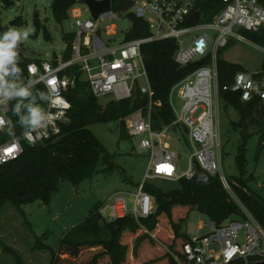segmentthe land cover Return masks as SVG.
I'll list each match as a JSON object with an SVG mask.
<instances>
[{
    "label": "trees",
    "instance_id": "1",
    "mask_svg": "<svg viewBox=\"0 0 264 264\" xmlns=\"http://www.w3.org/2000/svg\"><path fill=\"white\" fill-rule=\"evenodd\" d=\"M53 18L58 24H63L70 18V10L85 0H50ZM99 1V0H98ZM113 4L117 0H111ZM223 0H198L196 10L201 11V23H210L224 8ZM131 22V28L124 36V41L147 38L151 32L148 24L133 14L126 16ZM37 30H40L39 20H36ZM185 26H191L185 24ZM44 37L51 39L45 31ZM243 37L255 45L264 48V30L258 32H243ZM76 33L64 34L66 49L63 60L72 56V44ZM174 39L153 41L141 47L142 59L154 97L151 109V125L156 131H162L175 121L170 104V92L174 85L190 76L197 69L209 64L211 53L204 58L192 62L185 67L179 66L174 60L177 50ZM20 67L23 78L28 77L27 65L32 60L24 57L20 51ZM39 63L40 61H35ZM53 64L57 65L56 60ZM264 70V61L262 70ZM245 71L240 65L225 61L222 50L217 52V75L221 86L219 99L225 107L234 109L239 119L233 122L235 129L240 131V143L236 156V164L240 170V178L230 181L232 191L241 204L253 215L264 229V197L252 194L247 182L243 180L246 164L247 140L254 133H260L264 138V108L257 100L244 103L240 97L222 87L229 85L235 75ZM61 75L74 80L65 93V98L71 104L68 112V122L61 126L59 136L33 146L23 143V152L16 160L0 166V209L10 203L22 212V206L40 201L49 205L53 197L60 192L63 182H70L78 187L86 180L93 179L101 162L108 159V154L101 141L91 132L89 127L94 124L119 122L120 137H130L125 120L133 113L149 109V99L136 88L132 98L111 100L102 105L95 97L88 81L79 65L72 66ZM36 89L47 92L44 85H36ZM10 112L8 119L13 123L17 117ZM159 103V104H156ZM48 103L44 104L47 109ZM18 136L22 129L17 125L14 129ZM5 133L3 140H9ZM1 142V141H0ZM264 144V142H263ZM179 187L162 190L154 184L147 183L144 189L155 199L152 214L138 224L133 217L127 216L113 222L104 221L98 213L100 205L80 224L69 229L62 237L57 252H52L51 264H126L130 255V247L123 243L125 233L138 235L133 247V256L138 257L140 245L145 241L160 243L167 246L163 255L141 264H180L183 256V246L190 237L183 231L190 213L193 210L206 216L216 226H222L230 220L242 219L244 214L230 193L224 188L219 176H211L198 163L194 164V177L191 180L181 178ZM22 215L25 214L22 212ZM35 247L50 251V247L37 239ZM16 256L17 264H23Z\"/></svg>",
    "mask_w": 264,
    "mask_h": 264
},
{
    "label": "built area",
    "instance_id": "2",
    "mask_svg": "<svg viewBox=\"0 0 264 264\" xmlns=\"http://www.w3.org/2000/svg\"><path fill=\"white\" fill-rule=\"evenodd\" d=\"M197 1L133 0L134 4L127 12L115 9L112 3V9L101 14L97 20L92 16V19L81 20L82 10L78 4L70 10V16L75 19L78 27L72 44L71 59L64 61L57 58V65H54L53 61H31L27 65L28 77L23 78L24 80L37 79L36 85H44L47 91L50 88L55 89L47 106V111L52 115V124L47 129L46 136L35 144L59 136L61 126L68 122L67 115L71 104L65 98V93L74 84V80L61 74L72 66L81 67L93 95L97 98L110 96L115 101L127 100L132 98L136 88L148 97V111L139 110L125 120L130 136L139 139V149L148 153L143 182L135 191L114 193L100 205L98 213L106 222L131 216L141 225V221L152 214L155 204L154 197L145 191L144 185L156 179L191 180L194 177L195 163L209 175L219 176L224 188L230 195L232 193L231 184L224 176L218 159L221 144L217 118L221 86L217 75V52L228 45L230 38L242 41L243 32L264 30V0H223L226 7L212 22L201 23L200 19L196 26H185L188 24L187 19L196 11ZM129 13L148 24L150 36L128 42L123 40L117 45L111 44L117 28L109 25L104 29L108 40L103 39L100 22L120 20L121 16L126 17ZM207 31H212L213 35ZM165 39L176 41L178 47L174 60L181 67L204 58L208 53H211L212 59L209 64L197 69L172 87L170 104L175 121L162 131H156L151 125L154 91L149 83L141 47ZM29 66H35V74L29 72ZM40 77L43 79H39ZM222 89L238 95L244 103L257 100L264 108V70L257 73L239 72L233 81ZM174 98L183 102L180 111L175 110ZM65 104L69 107H65ZM9 112L10 103L0 104V116L8 119ZM172 125L184 127L192 150L189 168L180 175H176L177 154L166 140V133ZM6 132L0 130V166L18 159L23 152V143L33 146L22 135H16L22 150L14 147V151L8 154L6 150L13 148L16 140L13 136L9 140H3ZM239 206L244 218L230 220L219 227L210 222L208 234L190 238V241L184 244V258L179 263H263L264 229L242 204ZM204 226L203 222H199V230H203Z\"/></svg>",
    "mask_w": 264,
    "mask_h": 264
},
{
    "label": "rangeland",
    "instance_id": "3",
    "mask_svg": "<svg viewBox=\"0 0 264 264\" xmlns=\"http://www.w3.org/2000/svg\"><path fill=\"white\" fill-rule=\"evenodd\" d=\"M82 10L81 20L92 19L84 4H79ZM39 20L40 30H37L36 20ZM116 26V35L111 44H120L125 34L131 28L130 20L121 16L120 20L101 21V36L106 41L104 29ZM31 26L34 33L28 41L21 45L20 51L24 57L32 61H53L56 55L63 59L66 43L63 39L66 33H76L78 27L75 19L70 18L63 24H58L53 18L50 0H0V33L9 27ZM48 32L50 40L45 39ZM213 35L212 31H207ZM202 33V32H199ZM197 33V34H199ZM222 58L230 63L240 65L245 71L257 73L262 70L264 48L247 40L240 41L230 38L228 45L222 49ZM111 97H101L99 101L105 105ZM183 102L174 98L173 105L180 111ZM217 126L220 134V152L218 159L224 176L228 181L240 178L241 173L236 164L240 131L235 129L233 122L239 116L231 107L219 99ZM91 132L101 141L108 154V159L101 162L93 179L86 180L78 187L70 182H63L60 192L56 194L49 205L40 201L22 206L21 211L6 203L0 209V264H17V255L23 264H51L52 252H57L64 234L72 227L84 221L98 205L105 203L108 198L117 192L135 191L143 182L148 165V153L138 147V138L120 137L119 122L94 124L89 127ZM167 142L175 150L178 171L176 175L186 172L189 168V159L192 150L189 146L188 135L181 125H172L166 133ZM264 138L260 133H254L247 140L246 164L243 180L248 189L257 197H264ZM162 190L179 187L178 180H151ZM231 196L239 205L234 192ZM199 222L204 223L203 230H199ZM210 220L193 210L184 225L183 231L190 237L196 238L208 234ZM138 235L127 232L122 242L130 247V255L126 264H141L164 254L167 246L159 241H145L138 250V257L133 256V247ZM37 239L50 247V251L35 247Z\"/></svg>",
    "mask_w": 264,
    "mask_h": 264
},
{
    "label": "clouds",
    "instance_id": "4",
    "mask_svg": "<svg viewBox=\"0 0 264 264\" xmlns=\"http://www.w3.org/2000/svg\"><path fill=\"white\" fill-rule=\"evenodd\" d=\"M33 33L31 26H13L0 33V104L14 101L11 111L17 117L13 123L11 119L0 116V130H6L10 136L15 137L14 129L18 125L23 130V138L34 145L37 140L46 136L47 129L52 124V115L44 104L50 102L55 89L50 88L47 92L38 90L37 79H23V71L19 66L20 48ZM29 72L35 74V66H29ZM51 83L50 80L49 84ZM65 107L69 105L65 104ZM15 140L14 147L20 149L19 137H15Z\"/></svg>",
    "mask_w": 264,
    "mask_h": 264
},
{
    "label": "water",
    "instance_id": "5",
    "mask_svg": "<svg viewBox=\"0 0 264 264\" xmlns=\"http://www.w3.org/2000/svg\"><path fill=\"white\" fill-rule=\"evenodd\" d=\"M84 4L88 7L94 20H97L101 14L109 12L112 9L111 0H85ZM133 4V0H117V2L114 4V8L127 12L133 6ZM201 16V11L196 10L187 19V23L189 25L196 26L199 24ZM57 58L58 57L55 55L53 60H57ZM14 132L16 136L17 133L15 130ZM259 264H264V262Z\"/></svg>",
    "mask_w": 264,
    "mask_h": 264
},
{
    "label": "snow or ice",
    "instance_id": "6",
    "mask_svg": "<svg viewBox=\"0 0 264 264\" xmlns=\"http://www.w3.org/2000/svg\"><path fill=\"white\" fill-rule=\"evenodd\" d=\"M8 154H11L14 151V146L11 149L6 150ZM230 255V254H229Z\"/></svg>",
    "mask_w": 264,
    "mask_h": 264
}]
</instances>
